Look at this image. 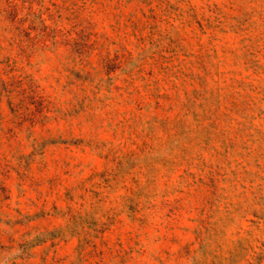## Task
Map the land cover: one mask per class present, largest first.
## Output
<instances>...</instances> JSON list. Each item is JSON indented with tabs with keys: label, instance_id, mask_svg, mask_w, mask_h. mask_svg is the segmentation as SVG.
<instances>
[{
	"label": "rangeland",
	"instance_id": "rangeland-1",
	"mask_svg": "<svg viewBox=\"0 0 264 264\" xmlns=\"http://www.w3.org/2000/svg\"><path fill=\"white\" fill-rule=\"evenodd\" d=\"M0 264H264V0H0Z\"/></svg>",
	"mask_w": 264,
	"mask_h": 264
}]
</instances>
